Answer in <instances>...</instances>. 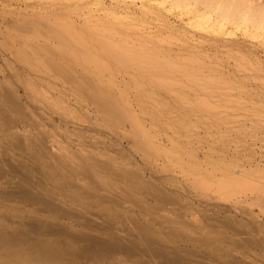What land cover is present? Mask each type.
I'll return each mask as SVG.
<instances>
[{
    "label": "rangeland",
    "instance_id": "1",
    "mask_svg": "<svg viewBox=\"0 0 264 264\" xmlns=\"http://www.w3.org/2000/svg\"><path fill=\"white\" fill-rule=\"evenodd\" d=\"M138 1L147 2L0 0V87L1 91H5L3 94L10 95L8 97L14 100L11 101L7 96L0 98V170L10 174L8 170L14 165L26 167L16 171L15 179L0 180V232L12 235L9 236L12 244L6 242L0 245V264H49L42 262L40 254L33 250L34 241L44 238L50 244L59 242L66 249L69 245L77 253L83 243L66 238V231L77 235L90 233L97 238L103 237L101 231L110 228L111 231L121 229L122 233L135 237H139L138 229H143L140 231L147 240L149 238L161 247L188 250L192 255L196 253L203 264H233L218 249L222 244L227 248L234 243L229 237L233 240L239 238L237 242L243 245L239 244L242 247L239 249L245 247L247 252L249 247L250 252L247 254L255 257L261 254V259H264V103L263 108L260 106L261 100L264 102V84H260L264 82H259L264 79V71L261 73L264 68V0H180V3L179 0H155L153 5L161 21H156V17L152 20L144 17L147 22L142 25V17H139V26L150 24L149 27L155 28V31L160 29L162 34L174 28L172 31L179 33L178 36L184 33L187 37L192 36L194 42H202V52L207 53L213 62L232 55L231 67L224 63V68H221L224 78L227 77L228 82L233 83L229 87L206 80L214 77L213 74L218 75L215 68L211 71L209 68L201 69L203 72L188 70V73L168 68L154 70L142 64L140 56H125L116 51L110 43L111 36L98 30L99 3L102 2L105 10L110 11ZM176 4L187 7L181 6L184 9H180ZM198 9L201 10L197 13ZM209 13L211 18L207 16L210 19L202 21L201 18ZM163 16H167V19ZM198 19L202 21L200 24ZM112 23L109 25L112 26ZM109 25L106 27L109 28ZM161 26L162 30L167 31H162ZM153 39L156 40L153 37L148 41ZM145 40L147 42V39H142L143 42ZM238 55L247 61H254L257 69L260 66L263 68H259L260 72L245 68L241 70L246 72L242 71V74L240 70L239 74L234 67ZM254 72L256 76L253 77ZM191 74L195 77H191ZM251 78H256V81L253 82ZM230 86H238L236 88L239 91L233 89L231 92ZM255 91H259V95ZM250 95H256V98ZM8 102L21 103L19 106L18 103L11 105ZM104 102L108 105H104ZM118 107L123 109L119 110ZM121 110L124 113L120 114ZM112 111H116L115 114ZM120 115L123 118L119 119ZM5 123L9 126H5ZM31 137L36 145H28ZM19 140L24 142L23 146ZM42 147H46L48 155L41 151ZM53 157L54 160H51ZM57 161L58 164H65L70 173L76 176L79 181L77 184L83 182L79 184V189L85 187L89 192L96 193L91 188L98 187L120 200L127 196L129 204L134 206H113L97 197L87 198L76 187L63 188L62 181L52 177L53 170L49 168L50 164H56ZM104 163L114 169L126 170L125 174L133 171L136 179L135 176L127 175L125 179L122 175H111L99 167ZM230 182H234L233 186ZM242 182L247 190H244ZM21 183L39 194L43 195L46 191L65 201L71 200L74 207L69 211V218L46 213L43 207L32 200L17 197L15 191L19 192L20 186L17 184ZM144 183L152 186L154 191H164V195L173 198L168 199L165 195V201H158L144 195L140 190L147 186ZM202 184L209 188L213 186L205 190ZM224 184L234 189L230 187L223 190L227 188ZM219 185H222V190ZM238 187L243 189L242 192ZM7 191L15 197L9 198L11 200L1 199L12 195L7 194ZM135 201L142 208H136ZM75 207L80 210L87 208L88 213L92 212L98 218L100 229H104L94 233L78 225L71 218L78 213ZM150 207L162 212L158 217L163 218L164 215L165 225H159L158 220L153 221L154 217L147 213ZM34 220L42 221L45 225L41 234L43 237L36 236L32 231L30 224ZM180 220L181 225H178ZM185 220L186 225L183 224ZM193 223L194 226L201 225L211 234L219 231L226 239L210 247L187 243L178 234L185 230V235L193 236ZM50 226H60L59 232L63 234L54 235ZM169 228L176 233L173 235ZM22 252L25 254L22 255ZM144 260L141 256L119 255L99 262L84 260L75 264H144ZM153 263L160 264V261L156 259ZM55 264L65 263L59 261Z\"/></svg>",
    "mask_w": 264,
    "mask_h": 264
},
{
    "label": "bare ground",
    "instance_id": "2",
    "mask_svg": "<svg viewBox=\"0 0 264 264\" xmlns=\"http://www.w3.org/2000/svg\"><path fill=\"white\" fill-rule=\"evenodd\" d=\"M142 1V0H141ZM145 1H147V2H142V3H140L139 1V3H136L135 2V4H132V3H128V4H125V5H123V6H120V7H117V8H114V9H111L110 11H106L105 10V8H104V5H103V3L102 2H100L99 3V12H100V14H99V16H98V18H97V21L100 23V27L98 28V30H100V32H103V33H106V34H109L111 37H110V39H111V42L110 43H112V45H113V47H114V49H116V51H119V52H121V53H123L125 56H132V55H138V56H140L141 58H142V64H144V65H147L149 68H151V69H154V70H160V69H165V68H168L169 70L170 69H174V70H177V71H180V72H183L184 71V73H188V70H189V72H190V70H192V72H194L193 70H199V71H202L203 72V70H201V69H204V68H209L208 70L209 71H211L212 69L214 70V68H215V73H218V75H216V74H213L214 75V77H210V78H206V80L207 79H209V81L211 80V83L213 82H220L221 84L223 83L224 85H229V84H232V86H233V83H230V82H228L229 81V79L227 78V77H225V78H227V79H225L224 78V75H223V72L221 71V68L223 69L224 68V63H226L225 65H229V67H231L230 66V59L231 58H233L232 57V55H231V53H230V55H231V57H228L227 59H224L223 57H222V59H221V57H220V59H217V60H215L214 62L212 61V60H210V56L209 55H207V53H203L202 51L204 50V45H203V43L202 42H200V41H197V42H199V43H197V42H194V38H192V36L190 37V36H186L184 33H183V35L182 36H178V35H180L179 33L176 35L175 33H173V31H172V29H174V28H172L168 33H166V34H162L161 33V31H160V29H158V31L156 30H154L155 28H151V26L149 27L148 25H150V24H145V25H147V26H139V21H140V19H139V17H142L141 18V22H142V25L144 24V23H146L147 21L144 19V17H146V19H154L155 17L158 19V20H156V21H161V19H160V15L155 11V4L153 5V2L155 1V0H145ZM189 1V0H188ZM192 1V0H191ZM190 1V2H191ZM212 1V0H211ZM210 1V2H211ZM109 2V1H108ZM163 2V1H162ZM203 2V1H202ZM219 2V1H218ZM107 3V2H106ZM147 3V4H146ZM164 3V2H163ZM168 3V2H167ZM176 3H177V1H176ZM179 3H180V0H179ZM187 3V2H186ZM199 3V2H198ZM211 3H213V2H211ZM233 3V2H232ZM242 3V2H241ZM114 4V3H113ZM159 4V3H158ZM162 3H160V5H161ZM204 4H205V2H204ZM209 4V3H208ZM217 4V3H216ZM239 4V3H238ZM92 5V4H91ZM177 5V4H176ZM194 5V4H193ZM202 5V4H201ZM247 5V4H246ZM158 6V5H157ZM182 6V4L180 5V4H178L177 5V7L178 8H180ZM184 6H186V5H184ZM184 6H182V7H184ZM196 6L198 7V5H197V3H196ZM215 6V5H214ZM242 6V5H241ZM132 7H135L136 9H133ZM159 7H161V6H159ZM181 7V8H182ZM187 7V6H186ZM194 7V6H193ZM209 7H211L212 8V6H208V8ZM220 7V6H219ZM247 7V6H246ZM137 8H138V10H137ZM172 8H174V7H172ZM180 8V9H181ZM189 8V7H188ZM207 8V9H208ZM159 10H160V8H158ZM182 9H184V8H182ZM193 9V8H192ZM196 9V8H195ZM210 9V8H209ZM246 9V8H245ZM173 10V9H172ZM171 10V11H172ZM177 10V9H176ZM194 10V9H193ZM201 10V9H200ZM199 9L198 10H196L197 11V13H198V11H200ZM236 10V9H235ZM228 11V10H227ZM248 11H250V10H248ZM107 12L109 13V17L110 18H108V14H107ZM160 12H162V11H160ZM169 12H170V10H169ZM192 12H195V11H192ZM236 12V11H235ZM243 12V11H242ZM245 12V11H244ZM190 13V12H189ZM201 13V12H200ZM231 13V12H230ZM230 13L228 14V15H230ZM240 13V12H239ZM182 14V13H181ZM193 14V13H192ZM247 14V13H246ZM252 14V13H251ZM155 15V16H154ZM158 15H159V17H158ZM162 15H163V13H162ZM191 15V14H190ZM206 16H204V17H202V16H200V15H198L197 17H199V18H201L202 19V21H203V19H205L204 21H206V18H211V13H209V14H205ZM225 15H227V14H225ZM185 16H186V14H185ZM207 16H209V17H207ZM138 19H137V18ZM164 17V16H163ZM169 17V16H168ZM188 17V16H187ZM196 17V18H197ZM239 17V16H238ZM242 17V16H241ZM164 18H166L167 19V16L166 17H164ZM209 18V19H210ZM227 18V17H226ZM231 18H232V14H231ZM145 21H144V20ZM189 19V18H188ZM201 19H198L199 20V23L198 24H200L202 21H201ZM168 20H169V18H168ZM195 21H196V19H194ZM198 20H197V22H198ZM226 20H228V19H226ZM226 20H224V21H226ZM232 20H234V19H232ZM166 21V20H165ZM195 21L193 22V23H195ZM244 21V20H243ZM113 22V23H112ZM141 22H140V24H141ZM168 22V21H167ZM249 22V21H248ZM247 22V23H248ZM112 23V26L111 25H109V24H111ZM126 23V24H125ZM151 23H155V22H151ZM158 23V22H157ZM171 23V22H170ZM170 23H169V27H170ZM226 23V22H225ZM243 23V22H242ZM250 23V22H249ZM165 24V23H164ZM178 24V23H177ZM184 24V23H183ZM185 24H187V23H185ZM197 24V23H196ZM195 24V25H196ZM109 25V28H107L106 26H108ZM157 25H159V24H157ZM166 25V24H165ZM174 25H176L175 23H174ZM194 25V24H193ZM164 26V25H163ZM178 26V25H177ZM179 26H180V24H179ZM198 26V25H197ZM211 26H212V24H211ZM217 26V25H216ZM236 26V25H235ZM240 26V25H239ZM146 27V28H145ZM148 27V28H147ZM157 27V26H156ZM214 27H215V24H214ZM242 27V26H241ZM180 28H181V26H180ZM226 28V27H225ZM228 28V27H227ZM182 29V28H181ZM212 29V28H211ZM210 29V30H211ZM161 30H162V26H161ZM185 30V29H184ZM246 30V29H245ZM162 31H164V30H162ZM165 31H167V29L165 30ZM164 31V32H165ZM174 32H175V30H174ZM180 32V31H179ZM139 33H142V35H140ZM182 33V32H181ZM210 33V32H209ZM243 33V32H242ZM258 34V33H257ZM190 35V34H189ZM221 35V34H220ZM187 38H186V37ZM252 36V35H251ZM254 36V35H253ZM255 36H256V34H255ZM144 37H147V38H144ZM155 38L156 40H154V41H148V39L150 38ZM198 37V36H197ZM199 38V37H198ZM197 38V39H198ZM142 39H147V42H146V40H145V42H143L142 41ZM196 41V40H195ZM207 46V45H206ZM204 54V55H203ZM230 55H227V56H230ZM239 57H237V58H235V60H234V62H235V66L234 67H236L235 68V71L236 72H238V71H240L241 69H257L256 68V65L257 64H255L254 63V61H251V60H249V61H247L245 58H243L241 55H238ZM240 57H242V59L240 58ZM209 59V60H208ZM53 61V60H52ZM49 62H50V60H49ZM233 65V64H232ZM259 65V64H258ZM233 67V66H232ZM258 67V66H257ZM61 68H62V66H61ZM75 68V67H74ZM259 68H263V67H258V69H257V71H261V69H259ZM226 69V68H225ZM237 69V70H236ZM264 69V68H263ZM262 69V71H261V73L264 71ZM77 71V70H76ZM186 71V72H185ZM213 71V72H214ZM242 71L243 70H241L240 72L242 73ZM245 72H246V70H244ZM243 71V72H244ZM249 71V70H248ZM251 71L252 70H250V72L249 73H251ZM254 71V70H253ZM256 71V72H257ZM259 71V72H260ZM65 72H67V71H65ZM259 72H258V74H259ZM239 73V72H238ZM64 74H67V73H64ZM178 75L179 74H181V73H177ZM183 74V73H182ZM190 74V73H189ZM189 74H187V76L189 75ZM193 74V73H192ZM192 74H191V77H195V76H192ZM196 74V73H195ZM225 74V73H224ZM240 74V73H239ZM243 74V73H242ZM257 74V73H256ZM263 74V73H262ZM262 74H261V76H262ZM68 75H69V73H68ZM212 75V76H213ZM216 75V76H215ZM235 75V74H234ZM252 75V74H251ZM264 75V74H263ZM182 75H180V77H181ZM186 76V77H187ZM190 76V75H189ZM197 76V75H196ZM209 76H210V74H209ZM238 76V75H237ZM253 77L254 76H256L255 75V72H254V74L252 75ZM69 77V76H68ZM208 77V76H207ZM228 77H230V76H228ZM258 77V76H257ZM67 78V77H66ZM70 79H71V77H69ZM179 78V77H178ZM189 78V77H188ZM232 78V77H231ZM237 78H239V77H237ZM240 78H241V75H240ZM259 78H261V77H258V79ZM90 79V78H89ZM180 79V78H179ZM182 79V78H181ZM180 79V80H181ZM183 79H187V78H183ZM252 79V78H251ZM258 79H257V81H258ZM263 79V78H262ZM74 80V79H73ZM88 80V79H87ZM214 80V81H213ZM248 80V79H247ZM253 80V79H252ZM259 80H261V79H259ZM68 81V80H67ZM256 81V78L253 80V82H255ZM86 82V81H85ZM232 82V81H231ZM237 82L238 81H236V84H237ZM259 82H264V79H263V81H259ZM78 83V82H77ZM90 83V82H89ZM249 83V82H248ZM258 83V82H257ZM260 84V83H259ZM262 84H264V83H261L260 85H262ZM91 85V84H90ZM256 85V84H255ZM254 85V86H255ZM259 85V86H260ZM1 86V85H0ZM246 86V85H245ZM251 86H252V84H251ZM253 86V87H254ZM263 86V88H264V85H262ZM225 87V86H224ZM229 87V86H228ZM231 87V86H230ZM235 87V86H234ZM236 87H238V86H236ZM230 88V90H232L231 92H233V89H236L235 91H239V88L237 89V88ZM243 87H244V85H243ZM247 87H249V86H247ZM246 88V87H245ZM245 88H242V90H246V92H248L247 91V89H245ZM4 90H5V88H3ZM225 89H226V87H225ZM252 89V88H251ZM254 89V88H253ZM256 89H258V88H256ZM2 90V87H0V98H4V97H6L7 96V94L5 93V94H3V92H5V91H1ZM77 90V89H76ZM230 90L228 91V92H230ZM242 90H240V92H242ZM253 91V90H252ZM249 92H251L250 90H249ZM256 93H258L257 91H255ZM260 92H262V91H260ZM11 93V92H10ZM225 93H227V89H226V92ZM237 94H238V92H236ZM255 93V94H256ZM241 94V93H240ZM242 94H247V93H242ZM250 94H252V92L250 93ZM261 94V93H260ZM11 95H12V93H11ZM253 95H254V93H253ZM251 96V97H253V98H256L255 96ZM257 95H259V93L257 94ZM263 95H264V90H263ZM8 96H10V95H8ZM7 96V98H11V97H8ZM92 96V95H91ZM226 96H228V95H226ZM234 96H235V93H234ZM246 96H248V95H246ZM231 97V96H230ZM250 97V98H251ZM263 97V96H262ZM7 98H6V100H7ZM232 98H233V94H232ZM237 98L238 99H240L238 96H237ZM242 98V97H241ZM244 98V97H243ZM245 98H247V97H245ZM249 98V97H248ZM257 98H259V96H257ZM12 99V98H11ZM10 99V100H11ZM228 99V98H227ZM259 99H261V98H259ZM264 99V98H263ZM229 100V99H228ZM230 100H231V98H230ZM247 100H249V99H247ZM9 101V100H8ZM11 101H14V100H11ZM107 102H108V100H106ZM232 101H234V99L232 100ZM236 101H238L239 103H241V102H244V103H248V101H239V100H236ZM98 102H100V101H98ZM208 102V101H207ZM229 102V101H228ZM260 102V101H259ZM8 103H12V102H8ZM16 103H18V102H16ZM16 103H12L11 105H13V104H16ZM21 103V102H20ZM20 103H18V105L20 104ZM109 103V102H108ZM108 103L106 104L105 102H104V105H108ZM231 103V102H230ZM233 103V102H232ZM231 103V104H232ZM238 103V104H239ZM262 103H264V102H262V100H261V105L260 106H262ZM103 104V103H102ZM110 104V103H109ZM120 104V103H119ZM233 104H235V103H233ZM18 105H16V106H18ZM111 105V104H110ZM243 105H245V104H243ZM249 105V104H248ZM247 105V106H248ZM256 105V104H255ZM254 105V106H255ZM264 105V104H263ZM15 106V105H14ZM14 106H13V108H14ZM20 106V105H19ZM103 106V105H102ZM236 106H237V104H236ZM239 106H240V104H239ZM254 106H252V107H254ZM257 106V105H256ZM1 107V106H0ZM106 107V106H105ZM114 107H115V105H114ZM245 107V106H244ZM251 107V109H253ZM259 107V106H258ZM108 108V110H109V106L107 107ZM110 108H112V107H110ZM260 108V107H259ZM262 108H263V106H262ZM262 108H260V109H262ZM1 109V108H0ZM19 109V108H18ZM105 109V108H104ZM114 109V108H113ZM115 109H116V107H115ZM118 109L120 110V109H123V107H118ZM107 110V109H106ZM105 110V111H106ZM110 111V110H109ZM247 111V110H246ZM251 110H249L248 112H250ZM254 111H257V109L256 110H254ZM264 111V110H263ZM108 112V111H107ZM114 114H115V112L116 111H112ZM118 112V111H117ZM124 113V110L122 111H120V114L121 113ZM242 112V111H241ZM245 112V111H244ZM1 114V113H0ZM242 114H243V112H242ZM246 114H248V113H245V115ZM257 114V113H256ZM264 114V113H263ZM263 114L261 115L262 117H263ZM118 115V114H117ZM248 115H251V113H249ZM253 116H254V113L252 114ZM260 115V114H259ZM244 116V115H243ZM261 116H260V118H261ZM101 117V116H100ZM116 117H118V116H116ZM120 117H121V115L119 116V119H120ZM256 117V116H255ZM258 117V116H257ZM1 118V117H0ZM3 118H6V117H3ZM3 118H2V120H3ZM121 118H123V117H121ZM259 117H258V119H260ZM8 119V118H7ZM80 120V119H79ZM263 120V119H262ZM82 121V120H81ZM262 122V121H261ZM7 123H9V122H7ZM126 123V122H125ZM264 123V122H263ZM127 124V123H126ZM5 126H9V124L7 125L6 123L4 124ZM260 125H263L262 123H260ZM120 127V126H119ZM264 127V126H263ZM121 128H123L122 126H121ZM125 128H128V127H125ZM132 132V131H131ZM28 133V132H27ZM26 134V133H25ZM133 134V133H132ZM134 134L135 135H137L135 132H134ZM129 135V134H128ZM19 137H21V136H19ZM124 137V136H123ZM21 139V138H20ZM22 140H23V138H22ZM29 141H30V143L28 144L29 146H32V144H34V145H36V142H34V140H32V137L31 138H29ZM19 142H20V140H19ZM23 141H21L20 143H21V145L24 143H22ZM23 146V145H22ZM43 149H41V151L42 152H44L45 153V155H48V152H46L47 150H45L46 149V147H42ZM70 151V150H69ZM34 152V151H33ZM38 153V152H37ZM38 154H40V153H38ZM43 154V153H42ZM50 155H51V153H49ZM76 156V155H75ZM75 156H74V158H75ZM90 156V155H89ZM45 157H48V156H45ZM49 157H51V156H49ZM57 158V157H56ZM55 158V159H56ZM2 159V158H1ZM51 159V158H50ZM51 160H54V157H53V159H51ZM82 160V159H81ZM77 161H79V160H77ZM52 162V161H51ZM64 162V161H63ZM55 163V162H54ZM81 163H82V161H81ZM100 163H102V162H100ZM99 163V164H100ZM50 164V163H49ZM85 164V163H84ZM65 165V164H64ZM63 164H61V163H59L58 164V161H57V163L56 164H50V166H49V168H51L52 170H53V173H52V177H54V178H58V179H60V181H62V187L64 188H77V190H79L84 196H86L87 198H93V197H97V198H100L103 202H108V203H110L111 205H113V206H122V207H129V205L130 206H134V205H132V204H129V200H128V198H127V196H124L121 200H120V198H116V195H115V197L111 194H109V193H107V192H103L102 191V189L100 188H95L94 189V187L93 188H91V190H95L94 192H96V193H93V192H89V190L87 189V188H85V187H81V189H79V187H80V185L79 184H82L81 182L79 183V184H77L79 181L77 180V178H76V176L75 175H73V174H71L70 173V171L67 169L68 167H65ZM73 166V165H72ZM97 166H99L98 164H97ZM6 167H8V166H6ZM24 167V166H23ZM21 167V165L20 166H18V165H14L12 168H10L9 170H8V172H10V174H7V173H5V172H2L1 170H0V180H2V179H8V180H12V179H15L16 177H17V173H16V171H18V170H24V168H26V167ZM100 168L102 167V168H104L108 173H110L111 175H115V176H121L122 175V177H127V175H128V177H133V176H135L134 174H133V171H129V173H126L125 174V171H121V170H118V169H114L113 168V166L112 167H110V166H108L107 164H103L102 166H99ZM15 170H14V169ZM88 168V167H87ZM1 169V168H0ZM120 169V168H119ZM3 170V169H2ZM76 170V169H75ZM79 172V171H78ZM24 173V172H23ZM47 173V172H46ZM22 174V173H21ZM21 174H19V176L21 175ZM29 174H30V172H29ZM136 174V173H135ZM82 175V174H81ZM22 176V175H21ZM98 176V175H97ZM88 177V176H87ZM86 177V178H87ZM137 177H139L138 175H137ZM20 178V177H19ZM27 178V177H26ZM49 178H50V176H49ZM134 178V177H133ZM140 178V177H139ZM138 178V179H139ZM28 179H30V178H28ZM84 179V178H83ZM91 179V178H90ZM125 179H127V178H125ZM130 179H132V178H130ZM135 179H136V176H135ZM31 180V179H30ZM53 180V179H52ZM133 180V179H132ZM223 180V179H222ZM22 181V180H21ZM20 181V182H21ZM40 181H41V179H40ZM105 181H107V180H105ZM137 181V180H136ZM230 181V180H229ZM242 181H243V179H242ZM248 182H249V180H247ZM251 181V180H250ZM30 182V181H29ZM36 182V181H35ZM223 182V181H222ZM225 182H226V180H225ZM228 182V181H227ZM240 182H241V180H240ZM244 182H246V181H244ZM252 182V181H251ZM28 183V182H27ZM85 183L86 182H84V185H85ZM89 183H91V182H89ZM88 183V184H89ZM109 183V182H108ZM224 183V182H223ZM231 183V184H230ZM230 183H228V184H230V185H232V183H234V182H230ZM247 183V182H246ZM30 184V183H29ZM34 184V183H33ZM87 184V185H88ZM93 184V183H92ZM205 184H207V183H205ZM204 184V185H205ZM236 184H237V182H236ZM239 184V183H238ZM17 185H19L20 186V190H18L19 192H17V191H15L16 192V194H18L17 195V197H21V198H23L24 200H28V201H33L34 202V204H36V205H39V206H41V207H43L44 208V211L46 212V213H51L52 215H54V216H56V215H58V214H61L60 215V217L61 216H65V217H67V218H69V211H70V209L72 208V207H74L73 205H72V203L70 202V201H65V200H63L62 198H57L54 194H49L48 192H44L43 193V195H42V193L41 194H39V193H37V192H35L34 191V189L33 188H30V187H27V186H24V185H22V183L21 184H17ZM30 185H32V184H30ZM143 185H147V186H145V188L144 187H141L140 188V190L143 192V194L144 195H148L149 197H151V198H153L154 200H160V201H165L164 199H165V195H166V198L168 197V199L170 198V196H167L168 194H163V192H156V191H154V189H153V187L152 186H148V184H146V183H144ZM150 185V184H149ZM203 184H202V186L205 188L206 187V185L204 186ZM207 185H209V184H207ZM223 185V184H222ZM221 185V186H222ZM224 185H226V184H224ZM242 185L244 186L243 188H244V190H247V188L245 187V184L242 182ZM250 185H251V183H250ZM254 185V184H253ZM41 186V185H40ZM86 186V185H85ZM89 186H91V185H89ZM211 186H213V185H210V188L209 187H206L205 188V190H207L208 188L209 189H212L211 188ZM220 185H219V187H221ZM227 186V185H226ZM233 186V185H232ZM232 186H230L231 188H233ZM237 186V185H236ZM240 186H241V183H240ZM247 187H248V185H246ZM16 187H18V186H16ZM32 187V186H31ZM88 187V186H87ZM96 187V186H95ZM203 187H201L200 186V188H203ZM219 187H218V190H219ZM229 187V185L227 186V188L225 187V189L223 188V190H226V189H231ZM234 187H235V184H234ZM253 187V186H252ZM255 187V186H254ZM253 187V188H254ZM22 188V189H21ZM41 188V187H40ZM115 188V187H114ZM203 188V189H204ZM240 187H238L237 189H239ZM246 188V189H245ZM249 188H251V187H249ZM248 188V189H249ZM252 188V189H253ZM33 189V190H32ZM137 189H139V188H137ZM234 189V188H233ZM235 189H236V187H235ZM45 189H43L42 191H44ZM50 190V189H49ZM48 190V191H49ZM105 190V189H104ZM221 190H222V187H221ZM240 192H242V188H240ZM37 191V190H36ZM38 191H40V189L38 190ZM2 192V191H1ZM8 193L7 194H12V192H10V191H7ZM10 192V193H9ZM14 192V193H15ZM52 192V191H51ZM3 193V192H2ZM5 193V195H7L6 194V192H4ZM123 193V192H122ZM165 193V192H164ZM124 194V193H123ZM231 194V193H230ZM5 195H2V196H5ZM130 195V194H129ZM1 196V195H0ZM63 196V195H62ZM11 197H15V196H13V194L12 195H10V196H8L7 195V197L5 196V198L4 197H1V199H9V198H11ZM201 197V196H200ZM74 198H76V197H74ZM130 198V197H129ZM173 197H171L170 199H172ZM203 198V197H202ZM226 198H227V196H226ZM226 198H224V199H226ZM14 199V198H13ZM18 199V198H17ZM99 199V200H100ZM167 199V201L169 202V200ZM9 200H11V199H9ZM133 200V199H132ZM167 201L165 202V203H167ZM173 201V200H172ZM171 201V202H172ZM174 201H176V200H174ZM137 202L135 201V204H136ZM174 203V202H173ZM172 203V204H173ZM176 203V202H175ZM201 203H202V201H201ZM203 203H204V200H203ZM207 203V202H206ZM95 204V203H94ZM133 204H134V201H133ZM144 204V203H143ZM213 204V203H212ZM136 206V208L138 207V208H142L141 207V205H138V204H136L135 205ZM154 206V205H153ZM1 208V207H0ZM76 208V207H75ZM77 210H78V213L76 214V215H73L71 218L73 219V220H75L76 221V223L78 224V225H81L82 227H84V228H86L88 231H90V232H99L100 230H103V229H100L101 228V225H97L98 224V222H99V220H98V218L97 217H95L93 214H91V213H88L87 211V208H85V209H82V210H80V209H78V208H76ZM145 209H147V208H145ZM155 209H156V207H155ZM140 210V209H139ZM158 212H157V211ZM156 210H154V209H152L151 207L149 208V209H147V213H149L151 216H153L154 217V220L153 221H155V220H158V224L159 225H162V223H163V221L165 220L164 218V215H163V218H161V217H158V215L160 216V214L162 213H160L159 212V209H156ZM0 213H1V211H0ZM159 213V214H158ZM162 216V215H161ZM98 217H100V216H98ZM176 217V216H175ZM186 217V216H185ZM5 218V217H4ZM30 218V217H29ZM173 218V217H172ZM163 219V220H162ZM176 219V218H175ZM168 220V219H167ZM193 221H196V220H194V219H192ZM103 221V220H102ZM124 221H126V220H124ZM137 221V220H136ZM166 221V220H165ZM169 221V220H168ZM178 221V220H177ZM182 220H180L179 221V224L178 225H181L180 224V222H181ZM192 221V222H193ZM170 223H171V221H169ZM184 222H186L187 223V221L185 220V221H183V224H185ZM103 223H104V221H103ZM166 223V222H165ZM190 223V222H189ZM189 223L187 224V225H189ZM137 224V223H136ZM164 224V223H163ZM168 224V223H167ZM191 224V223H190ZM30 225H32V231L34 232V233H36V236H38V235H40L41 237H43V235H41L42 234V231H44L45 230V225L43 224V222L42 221H32V224H30ZM47 225V224H46ZM139 224H137V226H138ZM165 225V224H164ZM186 225V224H185ZM193 226L192 227H195V232H194V234H193V236H188V235H185L184 234V232H185V230H184V232L183 233H177L178 234V237L179 238H183V239H185L184 241L185 242H187V243H191V244H193V243H196V244H199V245H202V246H207V247H210V246H214L215 245V243L216 242H220V241H224L226 238L224 237V236H221L219 233V231L218 232H214L215 234H211L208 230H206L204 227H202L201 225H197V224H195L196 226H194V223L192 224ZM48 226V225H47ZM136 226V227H137ZM211 226V225H210ZM58 227H60V226H58ZM58 227H55V226H50V228H53V229H51L52 230V232H55L54 233V235H57V234H60L61 232H59V229H58ZM135 227V226H134ZM139 227V226H138ZM137 227V228H138ZM181 227H183V226H181ZM62 228V227H61ZM108 228H110V227H108ZM139 228H141V227H139ZM177 228V227H176ZM111 229V228H110ZM110 229H104L103 231H101V233H102V235H103V237H94V235L93 234H90V233H79V235H77L76 233H68V232H70V231H66L67 233H68V235H67V233L65 232V234H66V238H68V239H72L74 242H76V243H83V245H82V247H81V249L76 253V252H74L73 251V249H71L70 247H69V245H67V249L66 248H64L62 245H59V242H54V243H52V244H50V243H48V241H45V239L43 240V239H39V240H37L36 242L34 241L33 242V250L36 252V253H39L40 254V260L42 261V262H44V263H49V264H55V263H57V262H59V261H63L65 264H75V263H77V262H80V261H84V260H87V261H97V262H99V260H102V259H111V258H114L115 256H119V255H125V256H132V257H134V256H141V257H143L145 260V263L144 264H152V261L153 260H159L160 261V264H203V262H201V261H199L198 260V254L196 255V253H194L195 255H196V257H194L192 254H191V252L190 251H188V250H177V249H175V248H169V247H167L166 248V246L165 247H161V245L160 244H157V243H155V242H153V240L151 241L149 238H148V240L146 239V238H144V236L142 235V232L140 231V230H142L143 231V229H138L139 231H138V233H139V237H135V236H133V235H130V234H128V235H126V233L124 234V233H122V230L121 229H117V230H113V231H111ZM136 229V228H135ZM0 230H1V228H0ZM50 230V231H51ZM121 232H120V231ZM167 230V229H166ZM169 230H171L170 228H169ZM2 231V230H1ZM61 231V230H60ZM63 231V230H62ZM123 231H127V230H125V229H123ZM13 232V231H12ZM15 232V231H14ZM48 232V231H47ZM167 232H168V230H167ZM171 232H172V230H171ZM228 232V231H227ZM5 233H7V232H5ZM18 233V232H17ZM22 233V232H21ZM45 233V232H44ZM169 233V232H168ZM174 233H176V231L174 232ZM174 233L172 232V234L174 235ZM231 233V232H230ZM9 234V233H8ZM2 234L1 232H0V245H2V244H5L6 242H7V244L8 243H10V244H12V242H11V240H12V238H9V236L11 235V234ZM38 234V235H37ZM61 234H63V233H61ZM176 234V235H177ZM47 235V234H46ZM53 235V234H52ZM231 235V234H230ZM12 236V235H11ZM19 236H20V234H19ZM65 236V235H64ZM137 236V235H136ZM236 236H237V234H236ZM241 236V235H240ZM244 236V235H243ZM242 236V237H243ZM26 237H28V236H26ZM39 237V236H38ZM45 237V236H44ZM142 237V238H141ZM146 237V236H145ZM177 237V236H176ZM19 238V237H18ZM36 238V237H35ZM247 238V237H246ZM249 238V237H248ZM11 239V240H10ZM23 239V238H22ZM229 239H231L234 243H232V244H230V246H228L227 248L226 247H223V244H222V246H220V247H218V249L221 251V252H224L225 253V255L224 256H226V257H228V258H230V262L231 263H233V264H264V259H261V254L260 255H257V257L259 256V258H257V257H255V256H253V255H249V254H247V252H250V250H249V247H248V251L246 252V249H244L245 247H243V250H245V251H243V250H241V249H239V248H242L241 247V242L239 243V242H237V241H239L237 238H235V240H233L234 238H230L229 237ZM21 240V239H20ZM27 240V239H26ZM34 240V239H33ZM19 241V240H18ZM23 241V240H22ZM61 241V240H60ZM250 241H252V240H250ZM26 242V241H25ZM247 242V241H246ZM13 243H15V242H13ZM243 243V242H242ZM16 244V243H15ZM14 244V245H15ZM20 244H21V242H20ZM225 244H227V243H225ZM224 244V245H225ZM239 244H241V245H239ZM244 244V243H243ZM64 245V244H63ZM229 245V244H228ZM248 245H250V244H248ZM24 246V245H23ZM243 246V245H242ZM245 246V245H244ZM12 247H13V245H12ZM15 247H16V245H15ZM20 247H22V246H20ZM251 247H253V246H251ZM18 248V247H17ZM21 249H24V248H21ZM26 249V248H25ZM250 249H252V248H250ZM14 250V249H13ZM16 250V249H15ZM241 250V251H240ZM253 250H254V248H253ZM18 251H20V250H18ZM24 251V250H23ZM25 251H28V250H25ZM24 251V252H25ZM24 252H22V255H23V253ZM21 253V252H20ZM101 253H103V254H101ZM254 254H255V252H253ZM25 254V253H24ZM256 254H258V253H256ZM201 258V257H200ZM201 260V259H200ZM143 264V263H142ZM154 264V263H153Z\"/></svg>",
    "mask_w": 264,
    "mask_h": 264
}]
</instances>
